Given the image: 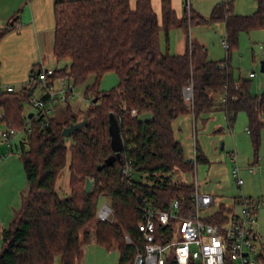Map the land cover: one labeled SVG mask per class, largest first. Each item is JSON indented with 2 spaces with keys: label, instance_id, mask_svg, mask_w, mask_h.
<instances>
[{
  "label": "trees",
  "instance_id": "trees-1",
  "mask_svg": "<svg viewBox=\"0 0 264 264\" xmlns=\"http://www.w3.org/2000/svg\"><path fill=\"white\" fill-rule=\"evenodd\" d=\"M232 2L220 1L205 18L191 9L178 17L170 0H161L160 17L150 0H136L133 9L129 0H54L53 55L57 61H67L64 68L54 69V78L66 77L75 86L93 75L95 84L88 88L92 97L82 118L67 108L62 120L26 116L23 104L31 96L28 86L0 91V122L22 132L15 148L27 183L20 206L1 230L0 264H76L91 235L104 249L117 250V264H131L134 246L124 235L133 242L139 240L136 224L144 201L159 209L173 198L189 203L193 183L171 178L173 171L194 170L173 135L172 123L180 115L190 113L196 119L223 110L231 123L238 112H244L257 147L264 126V93L252 94L250 79L235 80L229 58L240 31L264 29V0H257L256 11L247 16L233 14ZM215 21L225 25V60H207L202 48L188 37L182 54L161 49L160 33L167 36L175 28L188 33L190 26ZM9 29V24L2 27L0 39ZM107 72H114L118 83L99 92L97 82ZM190 82L192 105L183 98V88ZM214 94H222L225 102L217 101ZM111 115L118 125L121 149L119 158L106 164L115 155ZM83 119V126L63 135L64 128ZM126 164L135 175L131 181L122 173ZM66 165L69 192L60 195L55 184ZM87 180L90 189L85 192ZM99 196L109 200L111 222L96 220ZM218 209V214L228 210L223 204ZM90 224L92 234L87 229ZM260 257L264 264V251Z\"/></svg>",
  "mask_w": 264,
  "mask_h": 264
},
{
  "label": "rangeland",
  "instance_id": "rangeland-1",
  "mask_svg": "<svg viewBox=\"0 0 264 264\" xmlns=\"http://www.w3.org/2000/svg\"><path fill=\"white\" fill-rule=\"evenodd\" d=\"M183 1H186L188 7L208 18L215 3L222 0ZM256 8L257 0H233L232 2V12L235 15H252ZM160 37L162 50H167L169 53H175L179 42H184L188 37L190 42L206 49L209 60L220 61L227 58L226 50L222 46V40L225 39L223 21H215L205 26H190L188 33L183 29H171L167 36L162 32ZM263 43L264 29L240 31L237 44L232 48L229 58L235 80L238 78L248 79L247 75L251 71L256 73V76L250 79V92L256 95L264 93V75L260 72V62L264 61V56L259 49V45ZM182 46L184 49V43L180 44V48ZM66 64V60L57 61L54 69L64 68ZM117 83L116 74L107 72L98 80L97 89L99 92L109 91L116 87ZM94 84L95 77L93 75L76 83L73 97L64 103H56L50 116L62 120L66 116V109L68 108L73 116L82 118L81 113L89 107L92 97L88 88ZM39 94L40 89L36 88L32 96L36 97ZM213 96L217 101L222 98V94H214ZM23 112L27 116L29 113L35 114L36 110L30 102H25ZM2 124L0 123V162L7 160L9 165L12 164L3 175H1L2 171L0 172V244L1 230L12 220L15 210L20 206L21 194L27 190L20 152L15 147L11 152L8 143L1 138V132L5 129V125ZM247 127V117L244 112H238L231 123L228 122L227 115L223 110L205 113L196 119L190 113L177 117L172 123L174 138L181 145L183 158L190 162L195 161V163H193V172L173 171L171 178L179 182L193 184L196 182L201 193L213 196L215 200V204L211 208L213 211L218 210L219 205L223 204L226 209L238 213L240 208L238 204L233 203L234 197L259 198L261 202L256 213L257 230L262 236L264 248V167L262 164L264 159V126L260 130L257 147L253 144L250 132L246 131ZM21 138L22 134L14 138L13 141L17 143ZM221 145L222 149L220 148ZM231 151L235 152L237 165L240 168V177L243 180L240 187L236 185L231 173L233 163L228 156ZM253 166L256 169L249 172V168H253ZM69 176L66 165L60 171L55 184L56 191L60 195L69 192ZM105 203H109L107 197L99 196L96 201V209H100ZM92 226L90 224L87 227L91 234L93 233ZM90 240H92V235ZM82 247L88 253L90 249H101L91 242L86 246L83 244ZM85 252L76 264H103L104 260L109 264H117L118 252L115 248L106 254L104 260L95 257L92 262L89 258L90 255L88 256ZM258 255H263L262 249Z\"/></svg>",
  "mask_w": 264,
  "mask_h": 264
},
{
  "label": "built area",
  "instance_id": "built-area-1",
  "mask_svg": "<svg viewBox=\"0 0 264 264\" xmlns=\"http://www.w3.org/2000/svg\"><path fill=\"white\" fill-rule=\"evenodd\" d=\"M222 46L225 50L228 48L226 38L222 40ZM259 49L264 56V43L259 45ZM255 76L254 71L247 75L248 79ZM27 86H35L33 92L36 88L40 89V94L36 97L31 94L32 98L29 100L36 110V116H49L56 103H64L73 97L72 81L66 77L54 78V69L50 68L32 71ZM183 98L192 105L191 82L184 86ZM220 102H225L223 96ZM135 114L132 110V115ZM246 131L249 132L248 127ZM18 133L21 132L5 127L1 138L10 148L12 138ZM228 156L233 163L232 176L240 187L243 180L235 152H229ZM262 164L264 167V159ZM255 169L253 166L249 168V172ZM122 173L128 181L135 176L128 164L123 167ZM193 185L188 205L173 198L166 208L159 209L144 201L140 208L141 219L136 224L139 240L133 242L127 234L124 235L125 241L134 246L131 264H167L169 261L175 264H263L258 255L264 248L262 236L257 230L256 216L261 200L238 196L235 201L233 199V203L239 205L238 213L228 209L218 214L219 209L211 210L215 204L213 196L201 193L196 182ZM95 217L101 222H111L110 203L97 209Z\"/></svg>",
  "mask_w": 264,
  "mask_h": 264
},
{
  "label": "crops",
  "instance_id": "crops-1",
  "mask_svg": "<svg viewBox=\"0 0 264 264\" xmlns=\"http://www.w3.org/2000/svg\"><path fill=\"white\" fill-rule=\"evenodd\" d=\"M150 1L152 10L160 17L161 0ZM129 2L133 9L136 0H129ZM53 5L54 0H0V25L2 27L10 25V29L0 39V91H18L21 87L27 86L32 70L54 69L57 60L53 55L55 25ZM170 5L178 17L186 9L193 10L183 0H170ZM176 29L181 30L182 28ZM181 43H184V49L183 46L180 48ZM200 47L207 58L206 49L203 46ZM185 49L186 39L184 42H179L176 52L171 54H182ZM207 60L209 59L207 58ZM142 116L146 117L147 115ZM2 125L4 126V124ZM20 134L22 132L15 135L14 138ZM14 138L10 143L11 152L23 136L17 143L13 141ZM10 165L7 160L0 162L1 175ZM89 242L96 244L101 249H90L89 253L82 249L81 258L85 252L88 256L90 255L91 262L95 257L104 260L103 258L110 250L99 246L93 239ZM103 264L109 263L104 260Z\"/></svg>",
  "mask_w": 264,
  "mask_h": 264
},
{
  "label": "water",
  "instance_id": "water-1",
  "mask_svg": "<svg viewBox=\"0 0 264 264\" xmlns=\"http://www.w3.org/2000/svg\"><path fill=\"white\" fill-rule=\"evenodd\" d=\"M260 72L264 75V61L260 62ZM34 87L35 86H32L30 88L29 95L32 94ZM93 102H95V99H93ZM31 116H32V113L29 114V117H31ZM85 123H86V119H83L77 123L70 124L68 127L63 129V135L65 137H67L73 130L80 128ZM109 132L111 135V146L115 152V155L108 157L105 161L106 164H112L116 158L118 159L119 158V151L121 149V140H120V136H119L118 125H117V122L112 115L109 118ZM220 148L221 149L223 148L222 145ZM89 189H90V181L87 180L86 185H85V192H88Z\"/></svg>",
  "mask_w": 264,
  "mask_h": 264
}]
</instances>
